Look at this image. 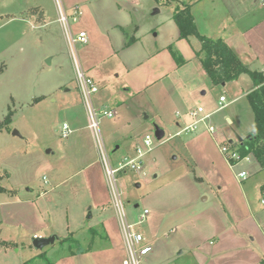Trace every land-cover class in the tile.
Segmentation results:
<instances>
[{
    "label": "rangeland",
    "instance_id": "374dc122",
    "mask_svg": "<svg viewBox=\"0 0 264 264\" xmlns=\"http://www.w3.org/2000/svg\"><path fill=\"white\" fill-rule=\"evenodd\" d=\"M182 1L191 7L194 2L135 0L129 5L134 21L144 25L148 49L160 44L154 35L168 12L174 11L176 5L183 6ZM2 7L0 0V13ZM157 8L160 12L155 11ZM76 22L69 19L75 37ZM164 26L161 34L170 44L177 26L166 21ZM83 45L72 46V52L60 24L35 29L30 22L16 21L0 28V121L12 115L7 129L0 131V185L6 189L0 192V237L8 242L0 245V264H55L77 251L75 239L85 254L94 257L88 256V264L100 263L96 253L110 246L101 221H109V227H122L115 206L117 192L128 222L139 221L144 210L149 209L145 220L136 226L151 247L142 257V264H198L188 249L181 255L176 249L183 248L180 244L184 239L189 244L210 242L211 236L218 233L216 225L223 222L214 211L215 187L224 186V178L217 169H202L201 164V169H192L190 157L196 155L188 139L203 132L202 126L201 130L177 135L183 125H177L176 110L184 98L187 76L183 70L171 73L164 80L168 92H162L161 84H156L148 90V99L141 95L123 106L119 102L108 104L118 115L101 119L100 132L114 165L125 156H135V148L144 146L146 135L153 140L140 169L116 174L114 183L104 168L99 142L87 126L86 108L77 89L75 63L87 74L81 60ZM194 63H188V73H195ZM107 69L102 68L105 73ZM115 76L108 78L109 88H119L120 79ZM203 79L197 82L202 89L197 95L201 103L196 107L205 105L207 110H215L212 121L225 137L223 141L237 140L238 129L244 130L240 126L254 124L253 110L245 95L239 93V98L232 101L238 95L233 89L242 90L249 76L243 75L239 85L225 86H212ZM221 95L227 99L224 105L219 102ZM192 104H196L194 100ZM70 105L78 112V122L72 121L74 117L67 111ZM227 116L237 120L229 124ZM65 122L72 130L67 137L62 133ZM156 126L165 132L162 139L155 135ZM15 129L21 136L13 135ZM123 135L126 137L118 139ZM241 169L236 165L232 177ZM41 192L47 194L38 197ZM90 212L92 218H88ZM34 232L58 238L37 251L32 245ZM66 237L68 240L62 243L61 238Z\"/></svg>",
    "mask_w": 264,
    "mask_h": 264
},
{
    "label": "crops",
    "instance_id": "0c3cea01",
    "mask_svg": "<svg viewBox=\"0 0 264 264\" xmlns=\"http://www.w3.org/2000/svg\"><path fill=\"white\" fill-rule=\"evenodd\" d=\"M134 1L60 0L59 5L56 0H2L0 28L16 21L30 22L35 29L60 24L64 40L68 44V27L59 21L60 8L67 15L68 11H71L72 15L74 8L79 7L81 14L76 20L71 19L77 21L73 26L78 34L82 31L87 34L88 41L83 43L81 48V60L87 75L93 77L100 86L99 91L94 95L95 103L112 106L119 102V105L123 106L126 101L136 99L141 95L148 99L150 96L147 93L148 90L156 84H161L162 92H168L164 80H167L171 73L183 70L188 83L184 98L178 102L181 109L178 107L176 110L177 125H183V128L192 122L189 112L196 107L197 103H201L197 97L198 91L202 89L197 86L199 78H206L212 86H225L227 84L239 85L243 75L249 76L243 73L237 80L214 85L197 56L202 46L201 41L195 36L188 39L179 38V28L172 18L173 10L168 12L169 16L163 21L158 33L154 35L160 39V44L156 43L148 49V44L145 43L147 33L144 32L143 23L135 22L132 13L129 12V5ZM137 10L138 8H135V11ZM191 11L200 33L215 39H223L250 70L261 71L264 74V0H194ZM165 21L167 24L177 26L171 38L173 42L170 44L161 34ZM69 29L72 32L70 23ZM129 40L131 42L128 44ZM148 41L150 42V39ZM170 46L186 60L183 65L177 64ZM193 60L195 61V73L190 71L194 74L191 75L185 68ZM102 68H108L106 73ZM110 76L120 79L119 88L108 87L107 81ZM249 78L250 81L241 87L242 90L239 87L233 89L234 93L238 94L233 98V102L239 98V93H241L245 95L249 104L246 95L253 87V81L250 76ZM77 89L80 100L86 108L81 92L78 87ZM202 93L205 94V92ZM193 100L196 104H192ZM207 109L205 108L211 114L215 111ZM67 111L71 118L74 117L72 121L78 120V112L73 106H68ZM116 115H118L117 112ZM121 118L119 116V120ZM212 120L213 115L211 116L213 123ZM236 120L235 116L233 118L227 116L229 124ZM126 123L131 122L126 120ZM240 127L244 130L239 128L238 134L245 137L254 128V124ZM201 128L203 132L188 139V145L193 148L196 155V158L190 157L191 165L192 169H201L200 164L202 169H217L220 178H224V186L215 187L217 201L214 204V211L218 213L223 223L216 225L218 233L211 236L213 238H210V242L189 244L182 238L184 242L180 246L183 248H177L176 251L178 255H181L188 249L198 264H264V195L261 191L264 183V170L257 160L249 155L247 159L237 164L242 167L240 171L248 173V177L238 181L235 175L232 177L231 172L234 168H231L220 152L216 139L204 127ZM215 136L219 141L225 138L219 132H216ZM122 137L126 135L118 139ZM247 160H250V163L246 162ZM44 178L48 181L46 175ZM46 194L47 192H41L38 197ZM15 196L17 194L12 195V197ZM101 222L105 224L104 228L108 234L110 246L96 253V257L101 260L97 264H123L127 257V249L122 227L120 226V229L115 225V229L109 227V221ZM112 228L113 232L110 231ZM115 230L119 233L114 232ZM33 235L41 236L39 232H34ZM179 249L182 252L178 251ZM88 256L93 257L78 253L61 258L55 264H88L86 262L89 259Z\"/></svg>",
    "mask_w": 264,
    "mask_h": 264
},
{
    "label": "built area",
    "instance_id": "2783aa9c",
    "mask_svg": "<svg viewBox=\"0 0 264 264\" xmlns=\"http://www.w3.org/2000/svg\"><path fill=\"white\" fill-rule=\"evenodd\" d=\"M56 1L60 5V0ZM80 14L81 11L79 7H75L73 14H70V16L67 15L62 8H60L59 21L68 27V44L70 45L71 51L73 50L72 46H75L77 43H86L88 41L86 32L82 31L75 37L69 29V19L72 18L73 20H76ZM75 64L79 90L83 97L88 114V127L91 129L93 135L99 142V151L104 162L106 173L110 179L116 183V174L126 171L127 169H140L143 157L153 147L152 137L150 135H146L144 139V146H137L135 148V156H125L124 158L118 160L117 164L114 165L110 161L106 146L104 145L101 136L100 121L103 118H114L116 116V110L109 105L95 103L94 95L99 91V85L93 77L85 74V72L79 68L78 64ZM219 101L224 105L227 99L224 95H221ZM189 115L192 122L187 124L181 131L177 132V135L182 134L183 132L188 133L196 131L200 126H202L216 139L220 152L231 168H234L243 159L248 158L249 155L242 158L238 151L232 148V143L229 141H219L216 138L215 134L218 131V127L211 122L212 114L208 113L203 106L200 105L195 107L189 112ZM71 132L72 130L69 125L64 123L62 129L63 136L67 137ZM235 177L238 181H242L248 177V173L246 171H239L238 173H235ZM120 196V193L117 192L115 195V206L122 218V230L127 249V257L124 259L123 264H142V257L151 251V247L150 245L145 244V236L136 228V226L145 220L149 214V209L144 210L139 221L130 223L126 220L125 215L123 216V205Z\"/></svg>",
    "mask_w": 264,
    "mask_h": 264
},
{
    "label": "trees",
    "instance_id": "16d2710c",
    "mask_svg": "<svg viewBox=\"0 0 264 264\" xmlns=\"http://www.w3.org/2000/svg\"><path fill=\"white\" fill-rule=\"evenodd\" d=\"M181 5L184 7L176 5L172 14V18L179 28V38L188 39L195 36L201 41L202 46L197 52V56L212 83L218 85L234 81L243 73H247L251 77L253 87L248 91L246 97L254 113V128L241 142L232 143V148L238 151L242 158L252 155L264 170V74L261 71L250 70L223 39H215L200 33L192 15L191 5L185 1H182ZM130 42L131 40L128 41V44ZM170 50L178 65L186 62L180 53L173 50L172 46H170ZM11 122L12 115L8 114L3 121H0V131L7 129ZM261 191L264 195V183L261 186ZM0 192H6V189L1 185ZM93 231L95 232V230ZM68 238H61L62 243ZM74 242L77 251H72L73 255L86 252L79 240L75 239ZM0 245H8V242L0 237ZM41 258L48 261L45 256ZM48 264H52V262L49 261Z\"/></svg>",
    "mask_w": 264,
    "mask_h": 264
},
{
    "label": "water",
    "instance_id": "95a60500",
    "mask_svg": "<svg viewBox=\"0 0 264 264\" xmlns=\"http://www.w3.org/2000/svg\"><path fill=\"white\" fill-rule=\"evenodd\" d=\"M155 11L158 12L159 9L157 8ZM223 84H225V82ZM13 135L21 136L20 132L16 129L13 131ZM155 135L158 139H162L165 136V132L163 129L156 126ZM243 139H244L243 136L238 135L237 140L231 139L229 142L230 143H234V142L239 143ZM116 148H118V146ZM88 218H92L91 212L89 213ZM57 238H58L57 235H52V236H47V237L46 236H34L33 240H32V245L36 250H42L46 246L53 244ZM180 252H182V251H180Z\"/></svg>",
    "mask_w": 264,
    "mask_h": 264
}]
</instances>
